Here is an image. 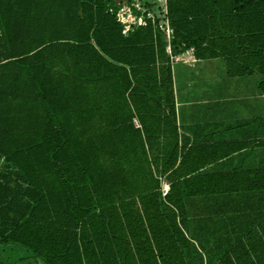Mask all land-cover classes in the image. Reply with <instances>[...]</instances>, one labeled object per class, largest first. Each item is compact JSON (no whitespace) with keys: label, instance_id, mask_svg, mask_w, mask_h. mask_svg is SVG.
I'll return each instance as SVG.
<instances>
[{"label":"trees","instance_id":"1","mask_svg":"<svg viewBox=\"0 0 264 264\" xmlns=\"http://www.w3.org/2000/svg\"><path fill=\"white\" fill-rule=\"evenodd\" d=\"M167 4L170 42L160 20L124 33L116 0H0V246L43 264H264V162L219 173L241 145L211 159L181 140L172 60L222 59L264 96V0Z\"/></svg>","mask_w":264,"mask_h":264},{"label":"crops","instance_id":"2","mask_svg":"<svg viewBox=\"0 0 264 264\" xmlns=\"http://www.w3.org/2000/svg\"><path fill=\"white\" fill-rule=\"evenodd\" d=\"M167 1H159L161 12L158 13L161 15L159 20L165 37H167L165 31L167 28L173 31L168 20ZM168 53L171 54V49ZM172 60L177 121L181 140L187 139L191 145L206 146L211 159L228 153L233 146L241 145L239 152L217 159V162L209 167L212 171L231 173L236 170L259 168L264 162V147L262 146L264 142V116L262 114L264 96L258 90V82L245 79L228 81L222 78L221 82L215 83L214 66L211 63L203 64L216 60L198 61L193 49L173 57ZM176 66H179L178 77H176ZM196 74L201 78L200 90L204 91L200 97L201 100L197 102L190 100V103L181 104L180 99L182 98L180 97L183 95L189 97L184 87H190V90L196 87L194 86ZM182 84L184 87L179 92ZM192 94H194L193 91ZM203 100L204 103H200ZM234 103L235 105L240 103V108H236ZM181 108H187L189 112L181 113Z\"/></svg>","mask_w":264,"mask_h":264},{"label":"rangeland","instance_id":"3","mask_svg":"<svg viewBox=\"0 0 264 264\" xmlns=\"http://www.w3.org/2000/svg\"><path fill=\"white\" fill-rule=\"evenodd\" d=\"M150 1L149 4L148 3H142L143 6V10H141L142 12H138V10H136V8H132V12L134 15H141L142 13H144L145 11V18L148 20L147 16L149 14L153 15L155 17L154 21L158 22L159 21V17H158V11L161 12V3L159 2V0H148ZM134 2V0H116V5L119 9V11H121L122 9H124L126 6H131V4ZM152 3H156L157 5L152 6ZM137 4L138 1H137ZM151 8H155L154 11ZM159 8V9H158ZM126 11V12H125ZM159 12V13H160ZM123 15L122 19L124 22L127 23V25L134 23V20H132V18L129 16V12L127 10H123V12L121 13ZM160 15V14H159ZM161 16V15H160ZM153 21V20H151ZM138 24H133L132 27H137ZM167 39V37L165 38ZM206 63H211L214 66V81L216 82H221L220 80H222V78H225L228 81H232L233 79H228L227 75H226V66H225V62L222 59H218L215 62H205L203 65H205ZM210 64V65H211ZM176 70V77H178L179 74V66L175 67ZM213 72V71H212ZM204 75V73H203ZM196 79H194V86H196L194 88V90H190L189 88L184 87V85L182 84V87L179 88V92L181 91V89H183V87L186 89V94L189 95L185 97V95H183L182 99H180L181 104H186L187 102H189L190 100H193L195 102L201 100V95L204 93L203 90H200V85L202 84L201 78L198 77V74H196ZM205 76V75H204ZM208 77V75H207ZM206 78V77H205ZM207 79V78H206ZM212 79V78H211ZM246 81H255L256 83L259 81L260 76L255 75L252 77H248V78H244ZM207 80H210L209 78ZM197 83V84H196ZM181 86V85H180ZM177 87V86H176ZM192 91L194 92V94H192ZM196 98V99H194ZM184 101V102H183ZM190 103V102H189ZM200 103H204V100ZM236 108H238L240 106L239 104L235 103L233 104ZM240 108V107H239ZM189 110H187V108L183 109L181 108V113H188ZM263 116H264V106H263ZM14 169H12L11 166H9L1 157H0V173H10L11 171H13ZM168 183H166L165 181H163V193L164 195H167L169 192V185H167ZM8 261H13L15 264H25L27 262H31L32 264H43V262H39L38 260H36L34 257H31L30 254H28L27 252L23 251L22 249H15L13 247H4V246H0V263L1 262H8ZM34 262V263H33Z\"/></svg>","mask_w":264,"mask_h":264},{"label":"built area","instance_id":"4","mask_svg":"<svg viewBox=\"0 0 264 264\" xmlns=\"http://www.w3.org/2000/svg\"><path fill=\"white\" fill-rule=\"evenodd\" d=\"M137 1L139 4H137ZM146 1H148V0H146ZM132 8H136V10H138V12H142L141 10H143V6L141 3V0H134V2L131 4V6H126L124 9H122L121 11L118 12V20H119V22H121L124 25V33H127L128 31L132 30L134 28V27H132V25L135 23L138 24L137 27L147 26V19L145 18V11L141 15H134L132 12ZM123 10H127L129 12V16L132 18V20H134V23L127 25V23L123 21V19H122L123 15L121 14L123 12ZM147 18L150 20H153L152 23L156 24V22L154 21L155 17L153 15L149 14L147 16ZM159 27L161 30H164L162 25H160ZM165 31L167 34V41L170 42L173 38V31L170 30L169 28H167ZM168 50H170V47L168 48Z\"/></svg>","mask_w":264,"mask_h":264}]
</instances>
